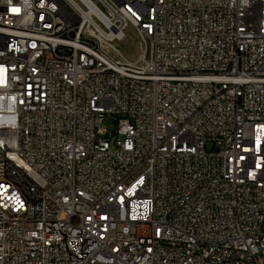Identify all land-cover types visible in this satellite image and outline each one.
<instances>
[{
	"label": "built area",
	"instance_id": "built-area-1",
	"mask_svg": "<svg viewBox=\"0 0 264 264\" xmlns=\"http://www.w3.org/2000/svg\"><path fill=\"white\" fill-rule=\"evenodd\" d=\"M0 264H264V0H0Z\"/></svg>",
	"mask_w": 264,
	"mask_h": 264
},
{
	"label": "rangeland",
	"instance_id": "rangeland-1",
	"mask_svg": "<svg viewBox=\"0 0 264 264\" xmlns=\"http://www.w3.org/2000/svg\"><path fill=\"white\" fill-rule=\"evenodd\" d=\"M115 52H109L108 55L115 61H135L139 55L140 41L138 34L131 28H127L125 31V36L121 41L114 40L112 43ZM105 126L107 129L111 130L113 123L110 116H106L104 119Z\"/></svg>",
	"mask_w": 264,
	"mask_h": 264
},
{
	"label": "bare ground",
	"instance_id": "bare-ground-1",
	"mask_svg": "<svg viewBox=\"0 0 264 264\" xmlns=\"http://www.w3.org/2000/svg\"><path fill=\"white\" fill-rule=\"evenodd\" d=\"M128 28V27H127ZM125 36V32H122L121 34L120 33H115V32H112L110 34H108L106 32V35H104V39H103V42H102V46L103 48L109 53V52H115V53H118L114 46H112V42L114 40H118V41H121L123 39V37ZM139 41L140 43L142 42V38L139 36ZM137 60V59H136ZM135 60V61H136Z\"/></svg>",
	"mask_w": 264,
	"mask_h": 264
}]
</instances>
